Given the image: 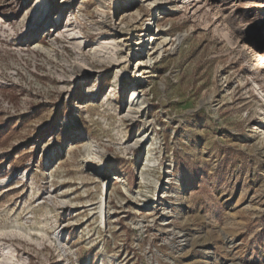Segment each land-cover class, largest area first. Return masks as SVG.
<instances>
[{
	"label": "rangeland",
	"instance_id": "rangeland-1",
	"mask_svg": "<svg viewBox=\"0 0 264 264\" xmlns=\"http://www.w3.org/2000/svg\"><path fill=\"white\" fill-rule=\"evenodd\" d=\"M0 264H264V0H0Z\"/></svg>",
	"mask_w": 264,
	"mask_h": 264
},
{
	"label": "bare ground",
	"instance_id": "bare-ground-1",
	"mask_svg": "<svg viewBox=\"0 0 264 264\" xmlns=\"http://www.w3.org/2000/svg\"><path fill=\"white\" fill-rule=\"evenodd\" d=\"M147 31H148V27H147ZM91 165L94 166L95 169H97L98 171H101L102 170L101 166H97L94 162L91 163ZM55 238H56V240H57L58 243H61V235H60V233H56ZM9 261L11 262V259Z\"/></svg>",
	"mask_w": 264,
	"mask_h": 264
}]
</instances>
